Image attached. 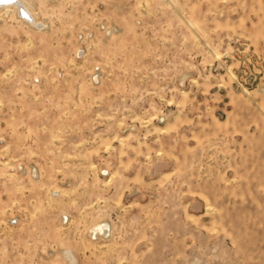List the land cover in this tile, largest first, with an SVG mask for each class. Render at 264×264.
Segmentation results:
<instances>
[{"label":"rangeland","instance_id":"obj_1","mask_svg":"<svg viewBox=\"0 0 264 264\" xmlns=\"http://www.w3.org/2000/svg\"><path fill=\"white\" fill-rule=\"evenodd\" d=\"M25 2L42 26L0 9V264H264V0Z\"/></svg>","mask_w":264,"mask_h":264},{"label":"bare ground","instance_id":"obj_2","mask_svg":"<svg viewBox=\"0 0 264 264\" xmlns=\"http://www.w3.org/2000/svg\"><path fill=\"white\" fill-rule=\"evenodd\" d=\"M11 8H15L19 17L24 19V21L31 23L37 27L42 26L41 22H38L33 15L32 11L27 6L25 0H0V9H6V11H10ZM95 230H102V225H97L94 228Z\"/></svg>","mask_w":264,"mask_h":264}]
</instances>
